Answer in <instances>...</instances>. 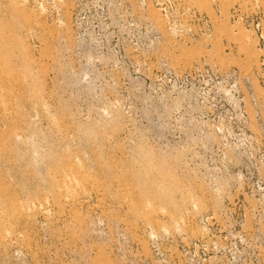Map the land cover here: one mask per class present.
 <instances>
[{
    "label": "rangeland",
    "instance_id": "374dc122",
    "mask_svg": "<svg viewBox=\"0 0 264 264\" xmlns=\"http://www.w3.org/2000/svg\"><path fill=\"white\" fill-rule=\"evenodd\" d=\"M0 264H264V0H0Z\"/></svg>",
    "mask_w": 264,
    "mask_h": 264
}]
</instances>
